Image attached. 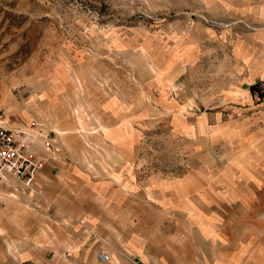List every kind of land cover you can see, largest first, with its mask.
I'll use <instances>...</instances> for the list:
<instances>
[{
    "label": "rangeland",
    "instance_id": "obj_1",
    "mask_svg": "<svg viewBox=\"0 0 264 264\" xmlns=\"http://www.w3.org/2000/svg\"><path fill=\"white\" fill-rule=\"evenodd\" d=\"M0 110V264H264V0H0Z\"/></svg>",
    "mask_w": 264,
    "mask_h": 264
},
{
    "label": "built area",
    "instance_id": "obj_2",
    "mask_svg": "<svg viewBox=\"0 0 264 264\" xmlns=\"http://www.w3.org/2000/svg\"><path fill=\"white\" fill-rule=\"evenodd\" d=\"M30 125L24 126L13 121L0 110V186L13 185L15 181L32 184L34 175L43 168L60 149L47 134H38ZM41 138V147H36V139ZM101 262L109 260L106 251H97Z\"/></svg>",
    "mask_w": 264,
    "mask_h": 264
},
{
    "label": "trees",
    "instance_id": "obj_3",
    "mask_svg": "<svg viewBox=\"0 0 264 264\" xmlns=\"http://www.w3.org/2000/svg\"><path fill=\"white\" fill-rule=\"evenodd\" d=\"M251 89H252V90L255 89V85L251 86Z\"/></svg>",
    "mask_w": 264,
    "mask_h": 264
},
{
    "label": "crops",
    "instance_id": "obj_4",
    "mask_svg": "<svg viewBox=\"0 0 264 264\" xmlns=\"http://www.w3.org/2000/svg\"><path fill=\"white\" fill-rule=\"evenodd\" d=\"M83 223V222H82ZM99 249H97L96 251H98ZM96 257V256H95ZM98 259V258H97Z\"/></svg>",
    "mask_w": 264,
    "mask_h": 264
}]
</instances>
